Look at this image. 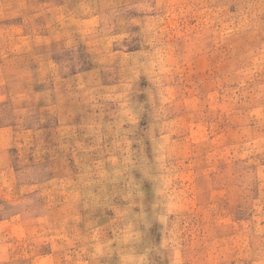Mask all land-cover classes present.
I'll return each mask as SVG.
<instances>
[{"label": "rangeland", "instance_id": "obj_1", "mask_svg": "<svg viewBox=\"0 0 264 264\" xmlns=\"http://www.w3.org/2000/svg\"><path fill=\"white\" fill-rule=\"evenodd\" d=\"M0 264H264V0H0Z\"/></svg>", "mask_w": 264, "mask_h": 264}]
</instances>
